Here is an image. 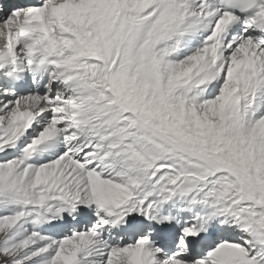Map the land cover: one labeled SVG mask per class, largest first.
Masks as SVG:
<instances>
[{
  "label": "snow or ice",
  "instance_id": "snow-or-ice-1",
  "mask_svg": "<svg viewBox=\"0 0 264 264\" xmlns=\"http://www.w3.org/2000/svg\"><path fill=\"white\" fill-rule=\"evenodd\" d=\"M0 264H264V0H0Z\"/></svg>",
  "mask_w": 264,
  "mask_h": 264
}]
</instances>
